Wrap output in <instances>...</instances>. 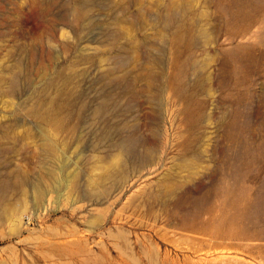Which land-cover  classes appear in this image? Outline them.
I'll list each match as a JSON object with an SVG mask.
<instances>
[{
  "label": "rangeland",
  "instance_id": "1",
  "mask_svg": "<svg viewBox=\"0 0 264 264\" xmlns=\"http://www.w3.org/2000/svg\"><path fill=\"white\" fill-rule=\"evenodd\" d=\"M262 194L264 0H0V264H264Z\"/></svg>",
  "mask_w": 264,
  "mask_h": 264
},
{
  "label": "bare ground",
  "instance_id": "2",
  "mask_svg": "<svg viewBox=\"0 0 264 264\" xmlns=\"http://www.w3.org/2000/svg\"><path fill=\"white\" fill-rule=\"evenodd\" d=\"M80 16V13H78V12H76L75 13V19L77 18V17H79ZM123 148V147H122ZM121 150V149H120ZM118 153V155H119V157H118V160H117V162H116V169L118 170V171H122V164H123V159L120 157V155H121V153L118 151L117 152ZM114 173H116V172H112V171H109V169H107L103 174H102V177H105V176H109V175H114ZM263 203H264V194H262V196L259 198V202H256V203H254L253 205H251V206H249V211L250 212H255L256 210H258L262 205H263ZM264 206V205H263Z\"/></svg>",
  "mask_w": 264,
  "mask_h": 264
}]
</instances>
